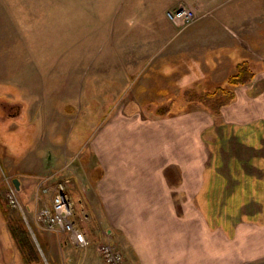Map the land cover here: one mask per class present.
I'll list each match as a JSON object with an SVG mask.
<instances>
[{
  "label": "rangeland",
  "instance_id": "1",
  "mask_svg": "<svg viewBox=\"0 0 264 264\" xmlns=\"http://www.w3.org/2000/svg\"><path fill=\"white\" fill-rule=\"evenodd\" d=\"M182 6L198 17L188 27L167 15ZM222 35L236 43L225 44ZM230 54L248 60L255 73L264 68V0H0V117H7L5 122L0 118V179L19 168H38L42 155L53 164L56 152H37L40 134L65 144L69 135H87L90 121L117 111L153 115L192 110L203 104L199 99L207 92L227 86L238 63L228 68ZM166 64L186 71V86L178 74L166 85L146 87L139 83L143 77L136 79L140 72ZM135 97L164 104L134 109ZM116 104L127 108H114ZM260 126L264 136V123ZM244 129L219 122L204 133L211 147L208 164L219 165L221 181L234 184L236 220L244 210L254 214L260 206L264 209V137L260 142L256 129L250 142L244 141L249 135ZM248 181L250 189L244 185ZM8 185H14L11 179ZM8 185H0L7 203ZM16 191L23 210L12 208V218L27 229L39 256L36 264H61L58 245L52 254L44 248L41 253L50 231L31 211L33 195L28 188ZM230 191L231 186L224 192ZM251 264H264V259Z\"/></svg>",
  "mask_w": 264,
  "mask_h": 264
},
{
  "label": "crops",
  "instance_id": "2",
  "mask_svg": "<svg viewBox=\"0 0 264 264\" xmlns=\"http://www.w3.org/2000/svg\"><path fill=\"white\" fill-rule=\"evenodd\" d=\"M233 30L228 32L233 34ZM221 38L225 44L236 43L224 35ZM233 55L227 60L228 68L241 60ZM220 65L224 64L220 61ZM140 73L136 79L143 77L139 83L146 87L170 84L176 74L186 86L188 76L179 68L171 69V64ZM263 86L264 68L250 83L231 87L234 99L218 114L203 104L170 114L134 115L124 110L90 121L87 135L79 139L69 135L65 144L40 134L37 152H56L53 164L42 155L38 168L6 173L0 185L6 188L9 179H18L20 189L28 188L33 195L29 206L37 215L51 202V194L43 192L45 178L52 177V188L61 175L67 177L64 181L75 206L78 230L73 234L47 231L48 243L41 244V253L43 248L51 253L58 245L61 264H102L100 241L117 245L131 264H251L263 260L264 209L260 206L254 214L244 210L236 220L234 184L221 181L219 165L208 164L211 147L204 137L220 122L248 129L249 135L243 137L248 142L259 131L261 142ZM132 103L134 109L158 108L164 100L135 97ZM114 108L127 106L116 104ZM252 127L259 128L249 130ZM47 173L52 174L45 177ZM249 183H244L247 189ZM230 186L231 191L225 193ZM2 193L0 264H26L10 229L13 209ZM77 237L84 238L85 244L77 245Z\"/></svg>",
  "mask_w": 264,
  "mask_h": 264
},
{
  "label": "built area",
  "instance_id": "3",
  "mask_svg": "<svg viewBox=\"0 0 264 264\" xmlns=\"http://www.w3.org/2000/svg\"><path fill=\"white\" fill-rule=\"evenodd\" d=\"M168 18L178 26L188 27L198 19L194 10L187 7H178L167 13ZM52 177L44 180L43 192L51 194V202L43 205L37 213L38 222L50 232L75 233L77 222L75 218V208L67 193L65 181H59L54 187H50L49 182ZM8 203L12 208L23 210V206L17 197L14 185L8 186ZM77 245L85 244L84 238L77 237ZM98 251L102 258V264H131L124 253L117 245L108 241H100Z\"/></svg>",
  "mask_w": 264,
  "mask_h": 264
},
{
  "label": "trees",
  "instance_id": "4",
  "mask_svg": "<svg viewBox=\"0 0 264 264\" xmlns=\"http://www.w3.org/2000/svg\"><path fill=\"white\" fill-rule=\"evenodd\" d=\"M255 75L256 73L248 60L239 61L236 64L235 72L227 79V86L220 85L215 91L207 92L206 95L202 96L199 100L202 101L209 110L211 109L214 114H218L222 106L230 103L234 99L235 92L231 87L248 84L254 79ZM222 96L223 99L220 100ZM190 99L194 100L196 98L191 97ZM9 224L12 235L21 250L24 262L26 264L37 262V259H39L38 253L23 223L16 218L10 217Z\"/></svg>",
  "mask_w": 264,
  "mask_h": 264
},
{
  "label": "water",
  "instance_id": "5",
  "mask_svg": "<svg viewBox=\"0 0 264 264\" xmlns=\"http://www.w3.org/2000/svg\"><path fill=\"white\" fill-rule=\"evenodd\" d=\"M14 183H15V185H16V188H17V189H20V182H19V180H18V179H15V180H14Z\"/></svg>",
  "mask_w": 264,
  "mask_h": 264
}]
</instances>
